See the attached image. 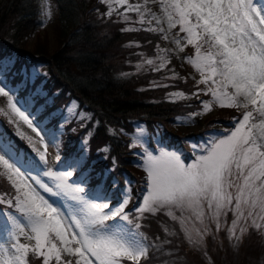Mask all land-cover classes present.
<instances>
[{"label": "snow or ice", "instance_id": "6c2138e0", "mask_svg": "<svg viewBox=\"0 0 264 264\" xmlns=\"http://www.w3.org/2000/svg\"><path fill=\"white\" fill-rule=\"evenodd\" d=\"M118 2L127 3V0ZM129 8L139 11L138 6L129 5ZM163 12L169 29L179 25L187 45L195 47L196 58L187 59L201 73L198 84L208 85L211 81L205 95L210 92L213 101L222 108L242 105L247 109L251 105V110L242 119L234 117V130L221 134L222 138L212 136L202 146L193 145L194 159L190 163H185L175 151L163 147L151 150L150 146L141 144L143 152L137 155L142 158L140 166L146 172V184L142 203L135 209L139 214L135 219L138 221L146 212L172 208L191 210L197 218H202L206 204L213 218L218 219L226 211L234 213L230 229L233 237L241 220L245 223L250 220L260 229L264 227L261 223L264 221V0H164ZM41 15L46 18L40 21L44 26L51 12L45 6ZM164 38L167 39V34ZM175 43L180 46L179 39ZM14 64L11 54H0V96L7 97L10 109L3 114L9 117L10 123L17 124L21 138L25 137L19 131V121L43 142L41 130L47 134V129H41L40 121L33 124L38 112L31 110L27 100L14 101L9 95L15 91L7 82L8 70ZM229 88L233 91L229 92ZM201 103L204 114L211 111L209 102ZM254 112L259 117L258 123L251 122ZM27 139L31 144V137ZM52 142H55L54 136ZM44 147V151L37 153V160L21 152L10 139L0 137V168L3 169L0 176H5L15 189L13 197L0 196V204L6 203L9 207L8 212L0 208V230L16 240L11 256L0 245V264H28L26 257L30 250L38 258L43 257L42 264H50L53 258L56 264H73L62 254L76 257L75 264H122L124 259L139 264L141 258H146L149 246L139 231L141 225L133 223L125 211L130 188H125L119 201L114 203V197L107 190L97 193L89 185L84 175L83 156L61 169V158L57 155L56 170L41 168V164L47 165V145ZM34 167L41 168L43 176L55 182V191L42 181L40 173L32 175ZM74 171L76 179L70 182ZM241 180L242 183L238 182ZM34 185L48 194V198ZM232 188L235 194L230 191ZM68 194L71 201L66 204L60 197L66 198ZM168 214L177 219L171 211ZM20 235L35 239L34 248L20 243ZM188 235L191 238L190 232Z\"/></svg>", "mask_w": 264, "mask_h": 264}, {"label": "trees", "instance_id": "16d2710c", "mask_svg": "<svg viewBox=\"0 0 264 264\" xmlns=\"http://www.w3.org/2000/svg\"><path fill=\"white\" fill-rule=\"evenodd\" d=\"M52 1L56 5L53 27L58 45L51 53L44 46L36 45L26 50L29 56L21 48V39L35 23L34 0H0V54L16 55L14 66L8 70L7 82L17 88L20 99L31 103V109L41 105L36 119L46 118V126L55 127L59 123L69 101L77 111L83 112L81 118L67 122L65 116L61 121L57 139L59 166L71 155L78 156L83 151V168H89L86 176L90 186L105 190L110 185L120 198L119 190L129 188L131 181L135 183L138 195H142L139 187L141 169L132 160L130 136L133 128L142 125L149 131H158L162 136H169L171 144L182 136L188 138L192 134L177 132L173 124L178 115L199 111L201 102L188 96L174 99L172 94L175 91L189 94L198 88L196 93H201L203 100H207L204 83L198 84L187 78L186 57L192 47L186 46L183 62L170 55L166 70L148 68L134 72L133 63L141 54L154 55V48L163 46L160 33L144 27L128 28L118 17H112L113 14L106 15L104 6L108 0ZM32 65H41L42 78L30 81L24 76ZM167 69L168 73L173 72L172 77H166ZM160 79H166V82L154 86L148 84L150 80L155 83ZM17 83H20L19 89L15 86ZM224 114L226 116L227 112ZM211 120V117L206 118L204 127ZM3 132L21 152L33 157L34 152L25 142L15 138L6 127ZM85 134L87 139L78 148ZM105 147L108 151H102ZM72 179H76V172ZM3 195L12 197L13 193L0 176V196ZM0 208L9 211L6 203L0 204ZM133 208L135 205L128 206L125 211L130 215ZM156 214L164 227L162 224L149 228L150 221L158 218ZM156 214L146 212L143 217L150 230V242L155 246L160 240L161 249L155 253L149 251L147 263L143 260L139 264H162L163 261L164 264H264V239L252 228L236 244L228 241L222 230L218 245L207 236L204 246L199 249L187 245L179 224L160 210ZM26 259L28 264H42L43 261L34 252H29ZM53 259L50 264H55Z\"/></svg>", "mask_w": 264, "mask_h": 264}, {"label": "rangeland", "instance_id": "374dc122", "mask_svg": "<svg viewBox=\"0 0 264 264\" xmlns=\"http://www.w3.org/2000/svg\"><path fill=\"white\" fill-rule=\"evenodd\" d=\"M34 3H35V8H36L35 9V23L33 27L29 30V32L21 39V48L23 52L29 56L31 55L28 54V51L26 50H31L36 45L44 46L45 50L49 51V53H51L58 45L56 44V41H55L56 36L54 32V27H53L54 24L56 23V5L54 4L52 0H46V4H45V0H34ZM163 3H164V0H127V3H119L118 0H108L104 6L105 14L107 15V13L111 11V15L113 14L112 17H118L120 20H122L125 23V27H128V28L144 27V28H149L151 30L155 29L153 31L160 33L162 36L163 46H160L159 48L156 46L154 48V50L156 51L154 55L141 54L139 60L133 63L132 69L134 68L133 69L134 72L147 71L148 68H152L153 70H158V69L166 70V64L168 61V57H170V55L174 56L178 61L183 62L182 54L184 53L185 48L187 46V42L184 39L185 33L180 32L179 25H177L175 28L169 29L168 24H167V19L163 12ZM129 5L138 6L139 11L130 9ZM45 6L50 10L51 18L47 20L46 25L41 26L40 21L43 19H46L45 17L41 15ZM141 13H143V19H141ZM158 20H159V23L157 22ZM160 29H163V32L160 31ZM165 34H167V39L164 38ZM176 39L180 40V46H177V44L175 43ZM189 46L192 47V49H191V53L187 57H192L193 59H195L196 58L195 47L192 45H189ZM180 47H183V51L180 50ZM12 55L14 57L16 56L13 53ZM14 57L12 58L14 59ZM187 57H186V62L189 66V71H187V78L192 79L195 81V83H197L202 78L201 73L195 68L193 63H191L187 59ZM149 60L153 61V63L149 64L148 63ZM0 72H2V68H0ZM168 72H169V69H167L166 77H172L173 72L171 73H168ZM24 76L27 77L30 81H33L37 78H42L43 68L41 67V65H32L28 67ZM151 78L154 79V77H151ZM165 82H166V79H163V80L160 79L156 81L155 83H153L150 80L148 84H150L151 86H154V85L164 84ZM15 86H17L19 89L20 83L15 84ZM210 86H211V81H209L208 85L204 84V87H203L204 92ZM12 88L15 89V91L9 92V95H12L13 100L16 101L17 99H20L16 92L17 88L16 87H12ZM197 90L198 88L189 94H184L180 91H175L172 94V98L185 99L188 96V98L193 99L194 98L193 93H196ZM228 91L232 92L233 90L229 88ZM181 93L183 95H180ZM207 95L208 96L206 97L207 99L206 101H204L203 99H201L200 101L209 102L211 105V111L207 112V114H204L205 110L203 109V105L201 103V105L199 106V111L194 112V113L186 111L184 114L178 115L175 119L176 121L173 124L174 130H176L179 133H186V134L198 132L204 128V120L206 118L211 117L213 120L210 121L209 126L214 128V131L211 132V137L219 136L220 138H222L221 134H224L226 132L230 133L231 131L234 130V127H235L234 122H233V126L231 125V123H229V125H226L224 124V122H222V120H224L222 117L225 116L224 114L225 112H227V115L232 113L230 117L226 119L228 121V119L230 118L233 119L234 115H235V118H237V120L242 119L243 114L246 111L251 110V105H249V108L247 109L244 108L242 105L240 107H223L222 108L213 101V97L211 96L210 92ZM29 105H31V103ZM0 110H3V111H0V118H1L0 137L6 138L3 132V128L6 127L8 130L11 131V133L14 135L15 138H17L18 140H21L22 142H25L30 147V150L34 152L33 156H35L37 160L39 159L37 153L39 151H44L45 150L44 146L46 144L47 145V149H46L47 165L45 166L41 164V168L50 167L53 170H56L57 168L56 156L60 155V151L58 147L59 143L57 139L59 137V133L61 132V127L63 124L61 123L62 119L66 116V120L68 122L70 120H73L75 117L81 118L83 114V112L77 111L76 106H74V104L71 101H69V103L65 107V111L63 115L60 116L61 118L59 119V123L56 124L55 127H51V125L46 126V120H47L46 118L40 121L41 129H44V128L47 129V134H44V132L41 130V135L43 136V142H41L40 137L37 136V134L33 132L31 128L25 125L23 121H19L18 127H19V131L24 134L25 138H21V136L17 134V124L10 123L9 117L3 114V112H10V109H8L7 97L5 96H0ZM31 110L38 112V115H39L41 112V105H38L34 109H31ZM194 114H197V115H194ZM253 116H254V119L251 122L258 123L259 122L258 115L254 112ZM36 118L33 120L34 125H36V121H38ZM16 119L18 120V118ZM217 127L222 128V129L226 128L227 130L226 131H216L215 129ZM53 136L55 137V142H52ZM27 137H31V141H32L31 144L29 143V140L27 139ZM86 139H87V134H85V137H83L80 140L77 147L79 148L80 146H82V144L86 141ZM188 139L192 140V137ZM173 143L175 142L173 141ZM130 144L131 146L135 144L136 146H132V147L141 150V152H143V147L150 146L151 150H155L160 147H163L165 150L175 151L178 154H180V156L182 155L181 154L182 149L178 148L177 146L173 147V145L172 147H170L171 143H170L169 136L167 135L162 136L158 131L150 132L147 129H145L142 125L136 126L134 128L130 136ZM141 144H143V147L140 146ZM192 144L202 146L201 141H199L198 144L192 143L191 141L189 146ZM179 145H182L185 147L186 141L180 140ZM191 148H193V146ZM190 150L191 149H188V151ZM198 150L199 149H197V151ZM79 156H83L84 158V152L82 151L78 156L71 155V157L68 158L67 160H64V163H62V166H59V167L63 169L66 163H70L73 159H76ZM181 159L185 163H190L194 158L191 159V161L189 160L185 161L181 156ZM41 168L34 169L33 170L34 172H32V175H36L37 173H40V178L42 179V181L49 183V185L52 186L55 191V182L52 181L48 177H44L41 172ZM141 170L146 174L142 166H141ZM88 171H89V168L86 167L84 169V175H86ZM0 172H3L2 168H0ZM1 177L10 186L11 191L14 196L15 189L12 187L11 183L7 180L5 176H1ZM72 180H70V182ZM238 182L242 183V180ZM36 187H37V190L41 191V193L44 194L46 198H48V194L43 193V191L39 189L38 186ZM129 188H130V195L132 196V198H130V201L127 204V207L135 205V208H133L134 212L133 211L131 212L130 218L133 220V223L138 222L141 225L139 231L146 238V243L149 246L148 252L149 251H151V253L158 252L161 249V245H160L161 241L159 240L157 245L155 246H154L155 243L152 244V242H150L151 241L150 240V230L146 228L145 223H144V219L146 217H141L138 221L135 219V217L139 215L135 211V209L141 205L142 197L145 194V190L143 191L142 195H138L137 189L135 187V183H132L131 181L129 182ZM133 188H134V192L132 194ZM95 190L97 193H100L103 191L101 189L100 190L95 189ZM105 190L108 191L109 195H112L114 197V200H113L114 203L119 201L120 198H117V195L112 191V189H110V186H108V188ZM123 191L124 190H119V193L121 194ZM230 191H232L233 194H235V188L230 189ZM136 197H138V200H135ZM60 198L65 199L66 204H67V202L71 201V194H68L66 198L62 195ZM234 204H235V201L233 200V205ZM160 211L164 212L172 221L179 224L178 226L181 229L185 240L188 242L187 245L189 246L191 245L199 249H202V247L204 246V242L206 241L207 236H209L212 239V242L214 243V245H218L219 238H220L219 234L222 230H225L228 241H232L233 244H236L242 241L243 236L247 234L249 228H252L255 231V233L263 236V239H264V227L260 229H256L251 224L250 220L247 223L241 220L235 229L236 237H233L232 233L230 232V229L232 228V222L235 219L234 213L232 211H226V213H222L218 219L213 218L212 213L207 208L206 204L204 205V216L202 218H197L191 212V210H187V209L181 211L179 209L172 208V209H161ZM169 211H171V213L175 215L177 219L173 220L172 217L168 214ZM150 214L154 215L156 213H150ZM156 217H158L157 214H156ZM181 220L184 221L183 224L181 223ZM261 223L264 224V221H261ZM162 224L164 227V223L161 221L160 217L154 218V220L150 221L149 228H152L154 226H160ZM218 224H219V227H217ZM242 229L244 230L241 231ZM25 231L28 232L29 235H32L28 228H26ZM172 231L173 232L175 231V227H173ZM189 232L191 233V238H189V235H188ZM19 242L29 245L30 249L34 248L35 246V239H28L27 236H24V235L19 236ZM15 243H16L15 239L9 238L6 233L0 230V245L6 247L9 250L8 256H11L14 254L12 245ZM72 246L75 247L76 245L73 244ZM29 252H32V251L30 250ZM62 256L64 259H71L73 261V264H75V260L77 259L74 256L69 257L66 254H62ZM147 258H141L139 263H142L143 260L147 263L146 261ZM41 259L43 260V257H41ZM53 260H54V263L56 264L55 259ZM122 264H136V262L124 259L122 261ZM153 264H160V263L154 262ZM162 264H164V261L162 262Z\"/></svg>", "mask_w": 264, "mask_h": 264}]
</instances>
